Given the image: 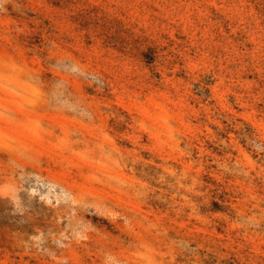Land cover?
Returning a JSON list of instances; mask_svg holds the SVG:
<instances>
[{"label": "rangeland", "instance_id": "374dc122", "mask_svg": "<svg viewBox=\"0 0 264 264\" xmlns=\"http://www.w3.org/2000/svg\"><path fill=\"white\" fill-rule=\"evenodd\" d=\"M0 264H264V0H0Z\"/></svg>", "mask_w": 264, "mask_h": 264}]
</instances>
